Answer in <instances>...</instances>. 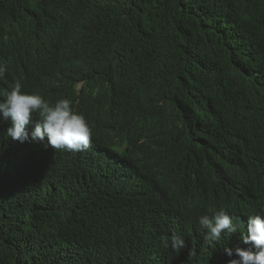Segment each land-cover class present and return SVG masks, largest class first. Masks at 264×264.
<instances>
[{
  "label": "trees",
  "instance_id": "16d2710c",
  "mask_svg": "<svg viewBox=\"0 0 264 264\" xmlns=\"http://www.w3.org/2000/svg\"><path fill=\"white\" fill-rule=\"evenodd\" d=\"M0 67V102L17 82L42 97L59 85L95 135L80 152L21 144L0 113V264L238 259L224 248L264 206V152L205 138L227 118L264 131V0H0ZM208 208L238 231L206 242ZM173 231L179 253L161 242Z\"/></svg>",
  "mask_w": 264,
  "mask_h": 264
},
{
  "label": "clouds",
  "instance_id": "9594fccd",
  "mask_svg": "<svg viewBox=\"0 0 264 264\" xmlns=\"http://www.w3.org/2000/svg\"><path fill=\"white\" fill-rule=\"evenodd\" d=\"M249 76L248 83H255L260 77L258 66H246ZM5 69L0 67V77ZM82 83L74 89L79 90ZM145 88L142 84L132 85V92ZM61 87L56 86L49 94H27L17 82L10 92L4 94L0 102V113L4 119H11L12 127L7 135L15 142H43L47 138L48 145L55 151H86L91 146V139L95 137L94 130L87 121L86 115L79 107V99L74 102L63 97ZM232 98L242 99V92L234 88ZM261 104L255 111L262 108ZM34 124V130L29 135L27 126ZM221 139L231 149L235 150L242 159L257 161L264 152V131L251 130L242 119H222L214 123V127L206 135L205 145ZM118 141V139L116 140ZM94 142V141H93ZM250 150V151H248ZM234 216L228 211L208 208L200 217L199 224L207 230L205 241L210 245L218 243L222 233L232 235L238 231L239 221L234 224ZM241 246L234 249L224 248V252L231 257L233 253L238 259L230 260V264H264V206L245 217L238 232ZM240 235V236H239ZM165 248L170 247L179 253L186 245L184 239L173 231L170 236L161 237ZM247 247L246 249H241ZM193 253H189L191 256Z\"/></svg>",
  "mask_w": 264,
  "mask_h": 264
}]
</instances>
